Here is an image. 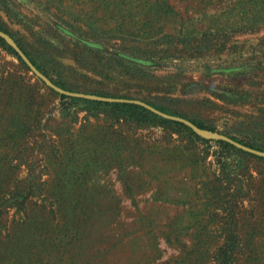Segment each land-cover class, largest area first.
I'll return each instance as SVG.
<instances>
[{
    "label": "rangeland",
    "instance_id": "rangeland-1",
    "mask_svg": "<svg viewBox=\"0 0 264 264\" xmlns=\"http://www.w3.org/2000/svg\"><path fill=\"white\" fill-rule=\"evenodd\" d=\"M0 24L61 89L210 127L0 44V264H264V156L219 142L264 152V0H0Z\"/></svg>",
    "mask_w": 264,
    "mask_h": 264
},
{
    "label": "trees",
    "instance_id": "trees-1",
    "mask_svg": "<svg viewBox=\"0 0 264 264\" xmlns=\"http://www.w3.org/2000/svg\"><path fill=\"white\" fill-rule=\"evenodd\" d=\"M0 29L3 30V31H6L2 25L0 24ZM0 44L3 45L10 53H12L13 55H16L20 60H22V58L18 55V53L14 50V48H12L11 46H9L7 44V42L2 38L0 37ZM24 50V49H23ZM24 52L28 55V57L30 58V60L33 62V64L40 70L42 71L44 74L47 75V72H45V70L42 68V66L35 60L33 59L25 50ZM57 85L61 86V87H64L63 85H61L59 82H56ZM65 88V87H64ZM61 97L63 98H66V97H69V96H66V95H61ZM69 98H72V100H78L79 98H75V97H69ZM82 100H85L86 102L90 103V104H96V105H108V106H111L113 107L114 109L120 111L121 113H125V114H129L130 116H135L137 117L138 119L140 120H143V118H148V119H153L156 123H173V124H179L183 127H186V128H189L187 125H185L184 123H181L179 121H174V120H169V119H166L156 113H154L153 111H151L150 109L140 105V104H135V103H130V102H104V101H94V100H88V99H82ZM150 105L154 106L155 108L167 113V114H170V115H173V116H178V117H183L182 114H180L179 112H176V111H170L168 110L166 107L162 106V105H157V104H152L150 103ZM191 121L197 125L198 127L200 128H203V129H208L210 128L208 125H206L203 121H200L198 119H191ZM234 140H236L235 138H233ZM238 141V140H236ZM224 147H231L232 149L236 150V151H241L243 153H246V154H249L247 152H244L242 151L241 149L231 145L230 143H227V142H224V141H219ZM240 142V141H239ZM247 146H250V147H253L255 149H259L261 150L258 146H255V145H252V144H249V143H245V142H241ZM254 156V155H253ZM257 158H261V157H258ZM264 159V158H262Z\"/></svg>",
    "mask_w": 264,
    "mask_h": 264
},
{
    "label": "water",
    "instance_id": "water-1",
    "mask_svg": "<svg viewBox=\"0 0 264 264\" xmlns=\"http://www.w3.org/2000/svg\"><path fill=\"white\" fill-rule=\"evenodd\" d=\"M0 37L4 38L5 40H7L9 42V44L12 46V48H14V50L18 53V55L23 59V61L40 77L42 78L45 82H47L52 88H54L55 90L59 91L60 93H64V94H68V95H72V96H77V97H87V98H92L95 100H100V101H107V102H130V103H135V104H140L148 109H150L151 111L157 113L158 115H161L163 117L166 118H170V119H174V120H179L182 121L188 125L194 126L193 123H191L189 120L184 119L182 117H178V116H173L170 114H167L145 102L139 101V100H131V99H122V98H108V97H100V96H91V95H87V94H80V93H73V92H69L66 91L64 89L59 88L57 85H55L46 75H44L34 64L33 62L30 60V58L24 53V51L15 43V41H13L8 34H6L4 31H2L0 29ZM195 127V126H194ZM222 139L226 140L227 142L235 145L236 147H239L245 151L248 152H252L254 154L257 155H262L264 156V152L258 151L256 149L250 148L244 144H241L231 138H228L226 136H222Z\"/></svg>",
    "mask_w": 264,
    "mask_h": 264
}]
</instances>
